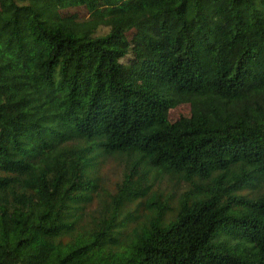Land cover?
Returning a JSON list of instances; mask_svg holds the SVG:
<instances>
[{"label": "trees", "instance_id": "1", "mask_svg": "<svg viewBox=\"0 0 264 264\" xmlns=\"http://www.w3.org/2000/svg\"><path fill=\"white\" fill-rule=\"evenodd\" d=\"M0 264H264V0H0Z\"/></svg>", "mask_w": 264, "mask_h": 264}, {"label": "rangeland", "instance_id": "2", "mask_svg": "<svg viewBox=\"0 0 264 264\" xmlns=\"http://www.w3.org/2000/svg\"><path fill=\"white\" fill-rule=\"evenodd\" d=\"M76 11H79V10H73V12H76ZM103 31H104V30H103ZM112 177H114V176H112ZM113 179H114V178H113ZM228 236H229V235H227V236H223V237H224L225 239H226V238H230V237H228ZM228 241L230 242L231 245H234V244H235V241H233V240L230 241V240L228 239Z\"/></svg>", "mask_w": 264, "mask_h": 264}]
</instances>
